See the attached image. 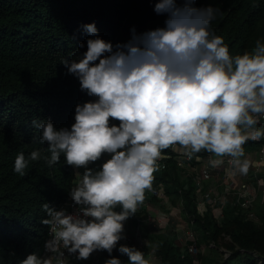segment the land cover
Returning <instances> with one entry per match:
<instances>
[{
    "label": "clouds",
    "instance_id": "clouds-1",
    "mask_svg": "<svg viewBox=\"0 0 264 264\" xmlns=\"http://www.w3.org/2000/svg\"><path fill=\"white\" fill-rule=\"evenodd\" d=\"M154 10L165 15L162 25H133L131 37L115 43L99 35L95 21L85 22L87 49L62 58L93 98L76 103L70 127L34 118L46 147L19 151L14 171L23 175L41 159L51 166L63 155L76 169L68 189L74 210L46 200L44 252L30 251L18 264H71V254L111 253L152 186L163 149L179 145L188 157L204 150L211 166L227 157L230 173L248 172L244 146L264 138V36L233 52L211 27L221 14L217 5L155 0ZM119 251L127 262L111 255L104 264H153L134 245L120 243Z\"/></svg>",
    "mask_w": 264,
    "mask_h": 264
},
{
    "label": "trees",
    "instance_id": "trees-1",
    "mask_svg": "<svg viewBox=\"0 0 264 264\" xmlns=\"http://www.w3.org/2000/svg\"><path fill=\"white\" fill-rule=\"evenodd\" d=\"M155 0H0V264H18L30 251H40L49 225L42 205L56 206L69 197L76 169L63 155L49 166L43 159L31 161L25 174L14 171L16 154L46 147L39 140L34 118L50 117L57 126H69L75 119V105L93 97L80 88V81L61 62L65 56L87 49L82 25L95 21L99 35L126 41L131 28L137 31L162 25L164 14L154 10ZM221 9L211 27L224 36L231 50L251 49L264 36V0H197ZM83 41V46H81ZM118 122V121H116ZM264 143L249 139L245 150ZM154 171L153 185L162 182L168 198L181 204L188 225L203 252L193 254L188 242L176 243L172 229L150 231L142 221L146 201L139 202L133 225L141 232L159 258V264H264V203L257 202L260 222L246 217L236 204L226 202L218 221L211 209L200 215L196 209L193 176L178 167L170 148L162 150ZM206 155L208 152H199ZM100 161L90 166L99 165ZM165 163V167H161ZM82 169V168H81ZM83 170V169H82ZM156 194L145 189V200ZM228 236V239H225ZM229 251L224 255L223 246ZM248 254V255H247ZM111 255L128 261L119 251L102 250L101 264Z\"/></svg>",
    "mask_w": 264,
    "mask_h": 264
},
{
    "label": "built area",
    "instance_id": "built-area-1",
    "mask_svg": "<svg viewBox=\"0 0 264 264\" xmlns=\"http://www.w3.org/2000/svg\"><path fill=\"white\" fill-rule=\"evenodd\" d=\"M264 123V120H262ZM260 139V138H259ZM253 139V140H259ZM173 152L175 162L178 167L182 169L190 168L200 162L199 168L193 176L195 186V203L197 212L204 215L210 208L214 217L220 221L223 218V206L226 202L236 203L244 212L248 219L255 222H260V218L255 210L256 204L259 201L264 203V143L258 149L246 151L249 158L251 169L246 174L236 171L230 173L228 169L231 165L228 163V158L219 166L213 167L209 164L210 153L205 156L197 153L188 157L181 146L176 148L169 147ZM163 156V155H162ZM161 156V157H162ZM160 157V158H161ZM161 167H165V163H161ZM215 175L218 180L214 182ZM147 191L155 193L163 200H168L162 182L156 186L153 185L147 188ZM61 206H67L69 211H73L72 199L69 197L62 203ZM166 214L161 212L157 214V219L164 221ZM49 228L45 240L49 236ZM191 228V227H190ZM124 235L118 243H126L134 245L138 248H143L149 242L147 238L141 236L140 223L132 229L130 226L129 218L124 221ZM188 242L189 251L193 254L203 251L202 245L198 246L196 243V234L193 229L187 231L185 240ZM44 242L41 246L40 252H44ZM103 249L94 250L86 259H78L75 254L70 255L71 264H101V255ZM224 255L228 256L229 251L223 248ZM198 259H195L197 264Z\"/></svg>",
    "mask_w": 264,
    "mask_h": 264
},
{
    "label": "rangeland",
    "instance_id": "rangeland-1",
    "mask_svg": "<svg viewBox=\"0 0 264 264\" xmlns=\"http://www.w3.org/2000/svg\"><path fill=\"white\" fill-rule=\"evenodd\" d=\"M199 166H200V162H196V164L193 165L192 167L183 169V173L189 174L192 176L196 173V170L199 168ZM250 167H251V164L249 162L248 171H250L251 169ZM216 180H218L217 175H215V180L213 181L216 182ZM155 196H156L155 198H152L150 200L143 199L144 201H146V211L145 213H143L142 221L146 223L147 228L150 231L164 232L166 229H169V230L172 229L178 235L176 243L180 246H183L185 244V240L187 237V231L190 230L191 228L188 225L186 217L181 211L180 202H178L177 200L171 201L169 198L166 201L158 197L157 195ZM161 212L166 214L164 221H160L156 218L157 214H160ZM130 226L133 229L135 225H133L130 221ZM140 235L147 238L142 232ZM228 238L229 237L226 236L225 239H228ZM202 246L205 249V246L204 245ZM222 246H223L222 248H225L224 245ZM140 249H142L145 252V255L152 260L153 264H159V258L155 254L151 246L149 245V242L147 243L145 247L140 248ZM199 252H203V251H199ZM122 254H125L127 259L129 260V257L126 253H122ZM196 259H198V261H196L197 264H200L199 257Z\"/></svg>",
    "mask_w": 264,
    "mask_h": 264
},
{
    "label": "crops",
    "instance_id": "crops-1",
    "mask_svg": "<svg viewBox=\"0 0 264 264\" xmlns=\"http://www.w3.org/2000/svg\"><path fill=\"white\" fill-rule=\"evenodd\" d=\"M82 171V169H80ZM259 202V201H258Z\"/></svg>",
    "mask_w": 264,
    "mask_h": 264
}]
</instances>
